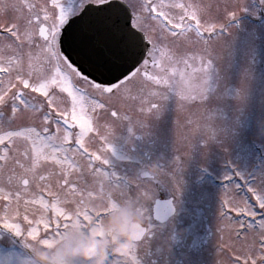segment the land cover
<instances>
[{"label":"snow or ice","instance_id":"snow-or-ice-1","mask_svg":"<svg viewBox=\"0 0 264 264\" xmlns=\"http://www.w3.org/2000/svg\"><path fill=\"white\" fill-rule=\"evenodd\" d=\"M260 4L264 7V0ZM24 5L28 15L18 17L22 24L0 23V178L6 176L11 186L0 187V228L20 238L24 248L32 240L51 247L71 228L99 230L111 210L112 188L118 197L131 195L129 183H119L105 170L109 159L103 153H111L112 145L100 131L97 113L131 124L113 98L138 100L142 117L159 107L161 89L186 103L206 99L216 90L213 72L218 75L214 38L238 28L239 17L227 0L222 23L202 19L197 6L179 0H24ZM251 15L264 25L256 10ZM193 43L200 47L188 55ZM93 133L102 149L90 151ZM210 141L219 137L209 129L201 146L207 148ZM181 160L177 155V170ZM42 162L58 166L54 184L53 173L39 172ZM142 180L145 185L162 182L152 172L142 173ZM223 182L226 191L234 187L244 195L224 199L221 216L235 212L241 229L259 230V244L247 248L243 264H264V173L253 179L233 170ZM130 183L138 195L152 199L155 219L167 216V206L155 202L147 187ZM244 217L251 219L245 223ZM150 228L134 233L124 264H139L137 245ZM0 264L30 262L14 249L7 255L0 249ZM232 264H241V256Z\"/></svg>","mask_w":264,"mask_h":264},{"label":"rangeland","instance_id":"rangeland-1","mask_svg":"<svg viewBox=\"0 0 264 264\" xmlns=\"http://www.w3.org/2000/svg\"><path fill=\"white\" fill-rule=\"evenodd\" d=\"M30 2L39 3L40 0H30ZM179 2L197 6L202 19L214 17L218 23L225 20L223 8L226 0H179ZM227 3L239 17L238 28L219 35L218 39L214 38L213 62L219 73L218 81H215L214 98L211 97V102L208 100L206 103L193 104L194 112L191 106L187 107L189 111L191 110L192 116L199 118L201 115L205 118L216 112L218 118H210L216 122L210 130L219 137V142L210 141L208 147L204 148L201 145L208 134L200 136L193 134L192 137L177 139L172 136V125L162 133L145 123L155 119L150 115L151 113L164 110L162 103L171 102L172 99L168 96L158 97L156 102L160 106L142 117L139 101L128 99L127 104L133 106L135 110L138 109L134 115L124 113L131 118V124L128 120H113L104 112H98L97 124L100 131L108 136L112 145L111 153H103L108 155L109 159L105 170L109 174L115 173L119 177V183H129L132 187L131 195L127 198L118 197L116 189H111L113 196L112 202L109 203L111 210L104 217L99 230L87 226L71 228L51 247L42 246L38 240H32L27 246L28 257L26 256L30 264H49V261L53 264H70L69 259L62 255L63 249L65 246L75 245L80 238H84L87 242L92 240L97 247L105 250L102 237L109 233L112 237L108 238L110 244H107V247L114 249L118 241L123 245L126 238L122 226L113 224V217L117 216L122 208H131L140 215L152 212L153 204L148 196L138 195L137 189L130 182L140 184L142 190L147 187L154 199L172 196L176 200L175 214L168 222L153 226L158 232L153 241L138 242L137 253L140 260H144L142 264H146L149 260L146 248L152 245L157 249L159 246L156 243H163V231L167 227L172 232H177L170 242V256L173 258L180 256L186 260V264H232L237 255L241 256V264H243V254L247 248L253 244L258 246L259 230L241 229L236 223L239 218L235 212L222 217L220 204L226 198L233 199L244 195L234 187L225 190L223 186L225 173L231 174L233 170H237L253 179L264 173V25L251 15L252 10H256L261 19H264V7L261 6L260 0H227ZM208 5L212 6L210 10L207 8ZM27 15L24 0H0V23L22 24L23 19L18 17H27ZM223 42L226 47L224 51L227 52L224 59L217 57L218 52L223 48L221 46ZM199 47L200 45L193 43L188 50L198 51ZM213 103L215 106H212ZM112 104L121 114L123 113L122 100L113 98ZM172 118L173 114L169 113L163 119L156 120L155 126L162 127L161 122L173 120ZM199 118L198 120H202ZM137 119L145 122L135 123ZM17 123L27 124L29 121L19 120ZM36 123L38 124L39 121L37 120ZM105 124L109 127L106 128ZM205 126L208 127L203 125L204 128ZM133 133H138L135 136L137 138H131ZM139 136L141 139L138 138ZM88 139L90 151L104 147L95 133ZM17 143L23 151L25 147L23 141ZM177 155L182 158L179 170L176 164ZM21 162L25 166L30 164L29 159L21 158ZM78 162L85 163L84 160L79 159ZM97 166L104 167L98 163ZM17 171L20 170L17 168ZM144 171L152 172L162 182L145 185L140 176ZM39 172L45 175L53 173L50 182L54 184L58 178L55 174L59 172V168L51 162H42ZM0 187L5 189L11 187L7 183L6 176L0 178ZM32 190H35L34 185ZM225 211L228 209L226 208ZM142 217L144 218L145 215ZM250 219L244 217L245 223ZM10 234L0 231V246H7L18 253L23 252V249H26L23 247V241ZM15 245H18L16 249ZM129 245L122 248L115 258L122 260L121 264H124ZM38 254L46 255L44 263L37 259ZM71 258L77 259V256ZM62 260H66V263Z\"/></svg>","mask_w":264,"mask_h":264},{"label":"flooded vegetation","instance_id":"flooded-vegetation-1","mask_svg":"<svg viewBox=\"0 0 264 264\" xmlns=\"http://www.w3.org/2000/svg\"><path fill=\"white\" fill-rule=\"evenodd\" d=\"M182 44H184V43H182ZM212 46L214 47L215 45H212ZM221 46L223 48L221 51L218 52L217 57L224 59L225 56L227 55L226 54L227 52L224 51L226 48L225 43L223 42V44H221ZM196 52L197 51H195V50L194 51L188 50L187 54L192 55L193 53H196ZM212 59H213V57H212ZM196 64H197L196 66H198L199 61H196ZM179 67L183 68L184 66H183V64H180ZM228 72H229V69H228ZM212 75H213V83H214L213 85L215 86V84H216L215 81L216 82L218 81L219 73L217 75L216 72H213ZM199 80H200V74H197V78H196L195 82L199 83ZM214 94L215 93L210 92L207 94L206 99H201L198 96L197 101L195 103H186V102L180 100V98L178 96H175L174 94H172L168 89H161V96L160 97L166 98L168 96L172 99L171 102L169 101V102L162 103L164 110H160L159 112H155L153 114L148 113V114L152 115L155 119H151L149 121L147 120L148 122L141 121V123H143V122L148 123L149 126L157 128L158 131L162 132V133H164L168 129H170L169 125H172V127H173L172 128L173 129L172 136L177 138V139L187 138L188 136L192 137L193 134H196L199 136L208 134V130L211 129V126L216 123L215 121L210 120V118L211 119H213L214 117L218 118V116H216V112L214 111V114H212L211 116L208 115L205 118L203 115H201V118H199V116H192L191 110L194 112V110L192 109L193 104L197 105V104H202V102L206 103V102H208V100H209V102H211L212 98H214ZM133 95H135V93ZM127 101H129V100L128 99L122 100V106H121L122 111H123L122 114L130 113V114L134 115L136 113V111H138V109L135 110V108L133 106L127 104L128 103ZM167 104L169 106H167ZM188 106H191L190 111L187 109ZM212 106H215L214 103ZM169 107H172V108H169ZM169 113L173 114V118H172L173 120H169V121L165 120L164 122H161L163 124L162 127H156L155 126V122H157L156 120L163 119ZM188 114H189V116H188ZM186 118H188V119H186ZM198 118L202 119V120H198ZM205 119H206V122H205ZM209 122H211V123H209ZM135 123H137V122H135ZM203 125H207L208 127L206 128V126H205V128H204ZM137 134L138 133H133L131 138L132 139L137 138V137H135V136H137ZM138 138L141 139V136H139ZM144 172H148V171H144ZM144 172H142V173H144ZM173 200L176 203V200L175 199H173ZM143 215H145V217L143 218L144 223L142 224V226L146 227L147 225L151 224V228L149 229V234L146 235L142 241L146 240V241L151 242V241H153V238L158 235V232L156 231V229L153 226H155L156 224H161V223H158L154 219L153 212H147V213L142 214V216ZM167 222H168V220L165 223H167ZM162 224H164V223H162ZM0 231H6L7 232V230H4L2 228H0ZM10 235L12 236V234H10ZM176 235H177V232H175V231L172 232V230L169 227L165 228L163 231V239H164L163 243H161V242L156 243L155 242L159 246L157 249L153 248L152 245H149L146 248L147 253H148V257H149V260L146 264H186V260L182 259L180 256L174 257V258L170 256L171 255L169 253L170 242H171L172 236H176ZM94 236H98V235H94ZM111 237L112 236L109 233L107 236L102 237V241L105 244V250H104L105 258H104L103 264H121L122 260L115 259L119 255V252H114L112 247H107L108 246L107 244H110L108 238H111ZM178 241H179V238H178ZM78 242L79 243H86L87 240H85L84 238H80L78 240ZM19 244H21V242ZM16 247H18V245L14 246L15 249H16ZM115 247H116V245H115ZM1 248L4 250L5 255H7V253L10 251V248H8L7 246H5V247L2 246ZM27 250L28 249L26 248V249H23V252H20L24 255L25 258L27 256ZM51 258H53V257H51ZM92 258L93 257L88 258V259H83V258L77 256V259L76 258L72 259L71 257H69L68 263H70V264H95L96 259L93 260ZM37 259L42 260L40 254L37 255ZM137 260L139 261V264L144 263V260H140V256L138 253H137ZM45 261L46 260H42V263H44ZM62 262L66 263V260H62ZM49 264H53V263H51L49 261Z\"/></svg>","mask_w":264,"mask_h":264},{"label":"clouds","instance_id":"clouds-1","mask_svg":"<svg viewBox=\"0 0 264 264\" xmlns=\"http://www.w3.org/2000/svg\"><path fill=\"white\" fill-rule=\"evenodd\" d=\"M112 222L115 225L122 226V232L126 238L123 245L118 241L116 247L113 249L114 252H119L122 248L131 244L134 233L137 231L138 226L144 223V220L142 215L134 212L131 208H122L119 214L113 217ZM62 255L65 258L79 256L83 259H88L96 257L95 264H103L105 258L104 249L97 247L92 240L86 243L78 242L75 245L65 246ZM41 259L45 260L46 255L42 254Z\"/></svg>","mask_w":264,"mask_h":264},{"label":"water","instance_id":"water-1","mask_svg":"<svg viewBox=\"0 0 264 264\" xmlns=\"http://www.w3.org/2000/svg\"><path fill=\"white\" fill-rule=\"evenodd\" d=\"M155 202H159V204L167 206L169 210L167 216L164 219L159 220V221L166 220L169 216H171L174 213V206L171 202V199H156Z\"/></svg>","mask_w":264,"mask_h":264}]
</instances>
